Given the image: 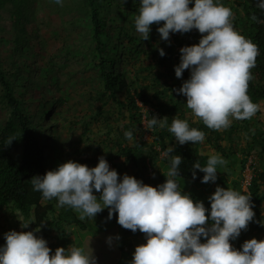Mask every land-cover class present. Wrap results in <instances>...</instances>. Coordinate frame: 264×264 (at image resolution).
Masks as SVG:
<instances>
[{
  "label": "trees",
  "instance_id": "1",
  "mask_svg": "<svg viewBox=\"0 0 264 264\" xmlns=\"http://www.w3.org/2000/svg\"><path fill=\"white\" fill-rule=\"evenodd\" d=\"M214 2L232 11L234 30L258 47L247 90L258 111L250 119H232L229 127L218 131L209 129L199 118L192 120L187 98L173 91L190 78V69L177 78L175 67L181 62V48L199 44L198 30L170 32L169 40L164 41L157 31L163 26L161 22L151 25L149 39L143 40L135 29L140 0H62V5L55 0H0V31L5 32L0 39V220L21 217L33 230L49 228L56 233L58 242L50 247L51 252L57 247L67 249L71 241L68 229L75 226L85 230L86 225L70 206L59 207L56 198L44 199L41 192L34 191L33 177L44 176L68 161L94 168L103 157L110 170L117 171L119 180L124 177L123 162L136 169L130 177L158 187L168 179L170 168V158L160 156L172 147L171 155L182 158L177 178L201 183L204 173L194 170L193 165L199 162L204 167L210 158L201 154L202 144L224 158L237 157L234 146L239 145V132L243 131L251 141L242 150L240 176L232 181V188L226 181L222 188L248 195L255 215L230 244L235 250H242L243 243L256 235L264 240V11L256 6L257 0ZM189 7H194V0ZM253 15L258 18L256 21L251 19ZM6 19L12 23L9 30L1 25ZM53 19L60 21L55 36L64 42L54 53L49 51L44 35L46 22ZM160 49L165 53L163 57ZM67 64L78 66L76 76L86 75L89 108L85 112L67 106L75 102L73 96L57 95ZM36 92L41 94L42 106L32 111L30 102ZM138 103L152 111L144 114ZM144 116L147 121L154 116L167 118L164 128H151L149 149H144L139 141L144 135ZM174 118L202 131L203 142L180 145L168 131ZM46 122L48 126L44 127ZM93 124L103 126L92 129ZM77 131L80 135L75 141ZM128 131L132 132V139L125 137ZM44 136L47 141L41 142ZM253 154L261 162L262 171L254 169L244 191L242 172ZM93 194L101 195L95 190ZM187 195L194 202H202L197 194ZM209 198L203 204L210 217ZM108 214L109 209L105 208L97 215L109 220ZM117 219L118 214L114 213L109 221L122 233L142 237L146 243L143 233L124 229ZM1 242L6 244L0 238Z\"/></svg>",
  "mask_w": 264,
  "mask_h": 264
},
{
  "label": "clouds",
  "instance_id": "2",
  "mask_svg": "<svg viewBox=\"0 0 264 264\" xmlns=\"http://www.w3.org/2000/svg\"><path fill=\"white\" fill-rule=\"evenodd\" d=\"M55 3L62 5V0ZM190 3L192 0H140L135 29L145 41L149 39L150 26L161 22L163 26L157 31L164 41L169 40L170 32L198 30L199 44L181 48V62L175 67L177 78L188 69L190 78L173 91L187 98L186 106L195 117L209 129L218 131L230 126V118L246 120L258 111V105L247 94L258 47L234 30L229 8L214 0H194L191 8ZM256 6L264 11V0H257ZM251 19L258 18L253 15ZM159 54L165 55L163 49ZM166 121V117L154 116L147 121V127L164 128ZM168 131L180 145L204 140V133L190 128L185 120L174 118ZM124 135L132 139L131 131ZM173 151L169 147L162 154L170 158L169 178L158 187L145 185L128 175L119 180L117 171L110 170L103 157L94 168L68 161L44 176L33 177L31 183L44 199L56 198L59 207L67 205L78 211L81 220L94 218L108 208L109 220L114 213L118 214L120 226L143 233L146 243L135 248L131 264H264V240L245 241L242 250H235L230 244L253 221L251 198L217 186L209 198V217L203 202H194L178 190L172 178L180 175L178 166L182 158L171 155ZM224 163L221 157L213 155L206 166L196 162L193 169L204 173L202 183H215L217 166ZM250 181L246 179L244 191ZM93 190L101 193L99 199ZM202 237L206 242H201ZM5 240L6 246L0 248V264H97L93 254H85L75 246L57 248L50 255L47 242L32 231H10ZM108 242L111 244L112 238Z\"/></svg>",
  "mask_w": 264,
  "mask_h": 264
},
{
  "label": "rangeland",
  "instance_id": "3",
  "mask_svg": "<svg viewBox=\"0 0 264 264\" xmlns=\"http://www.w3.org/2000/svg\"><path fill=\"white\" fill-rule=\"evenodd\" d=\"M46 23L47 24L44 27L45 28L44 35L49 51H51L52 53L58 52L59 47H62V44H64L62 39L57 38L55 36V31L58 30L57 27L60 26V21L53 19L50 20V22L47 21ZM1 25L7 26L8 30L12 27V23L9 19L2 21ZM4 34L5 32L0 31V39L3 37ZM70 38L73 39L72 35L70 36ZM76 71H78V66L75 64H67V66H64L63 73L60 76L61 90L60 92H57V95L59 93L70 97L73 96L75 102L71 101L67 106L69 108L75 106L77 107V109L85 112L89 108V105L86 102V95H85L86 92L89 91V87L84 86V80L86 78V75H81V77L76 76L75 74ZM36 94H34V98L30 102V108L32 111L42 106L41 105L42 103L39 104L41 94L37 92ZM138 105L140 108H142L143 113L146 115H148V113L152 111V109H150L149 107H143L140 103H138ZM262 110L264 111V106ZM189 112L190 113H188V116L191 117L192 120L198 119L193 115L190 109ZM62 116L65 118L68 117L66 114H63ZM262 118L264 122V115L262 116ZM232 119L233 118H230V120ZM43 126L47 127L48 126L47 122L43 123ZM101 126L103 125L93 124L91 128L93 129L95 127H101ZM142 129L144 131V135L142 139L139 141L144 145L143 146L144 149H149L150 144L152 143V136H151V129L147 127V120L145 116L142 119ZM79 135H80V131H77V133L73 136V140L76 141ZM239 137H240V140L238 141L239 145L234 146L235 151L237 152V157H231L229 159L218 155L216 152L213 151V149L209 148V146L202 144L201 154L209 155L210 157L213 155H218L225 161L223 165L217 166V179L215 183L213 182H209L207 184L202 182L191 183L189 181L174 177L172 179L176 180L178 184V190L187 194H197L199 195L200 200L202 202H205V200H207L210 196H212L215 193L217 186H221V187L225 186L223 185L225 181L228 183L229 188H232L231 187L232 181L238 179V177L240 176V171H239L240 162L244 158L242 150L247 149V145L251 141V138L248 137L243 131L239 132ZM45 140L47 141V138L44 136L41 142L42 141L44 142ZM45 146L46 145L44 144V147ZM162 154L160 158L165 157ZM122 165H123L122 168L123 175L130 176L136 172V169L131 164H125L122 162ZM254 169L258 170L259 172L262 171L261 162L256 160L255 154H253L249 158V162L246 165L245 170L242 172V175L244 177L243 181L241 182L242 186L244 185L246 179H251V177L254 174L253 173ZM100 196L101 195H99L97 198L99 199ZM263 212H264V208H263ZM76 214L80 218V213L78 211H76ZM82 222L86 225L85 230H82L75 226L68 229L69 233L71 234L70 246L82 248L85 254H93V256L96 258L97 264H131L135 252V248L137 246L145 244V240L142 237H138L134 235H126L122 233L118 226L114 225L111 221L98 216L97 214L94 218L86 217L85 219L82 220ZM24 225H28V227L27 228L22 227ZM10 231H16V232L32 231L37 236V238H43L47 242V246L49 248L52 245H56V243H58L56 240L57 235L54 231H52L49 228H45L41 232L33 230L31 224L29 222H25L21 217H19L16 220L14 219L9 221L4 219L0 220L1 240L6 241L5 234ZM45 234L47 236H44ZM117 237H119V239H117ZM109 238H112L111 244H109L108 242ZM254 238L260 241L258 235H256ZM201 242L202 243L206 242L203 237L201 238ZM4 246H6V244H4V242H1L0 248ZM125 248L128 249L127 252L124 250ZM56 249L54 250V252H51L50 255H54Z\"/></svg>",
  "mask_w": 264,
  "mask_h": 264
},
{
  "label": "built area",
  "instance_id": "4",
  "mask_svg": "<svg viewBox=\"0 0 264 264\" xmlns=\"http://www.w3.org/2000/svg\"><path fill=\"white\" fill-rule=\"evenodd\" d=\"M248 185V183H246Z\"/></svg>",
  "mask_w": 264,
  "mask_h": 264
}]
</instances>
